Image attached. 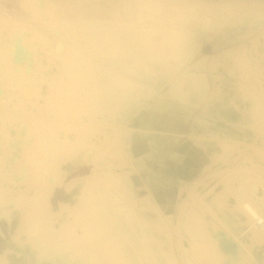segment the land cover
Returning <instances> with one entry per match:
<instances>
[{"label": "rangeland", "instance_id": "obj_1", "mask_svg": "<svg viewBox=\"0 0 264 264\" xmlns=\"http://www.w3.org/2000/svg\"><path fill=\"white\" fill-rule=\"evenodd\" d=\"M26 1L0 0V264H52L43 246L66 253L67 264H90V256L97 264H149V254L125 253L136 246V220L157 264H264V229L246 206L264 217V0H180L196 39L181 63L169 65L158 55L169 51L159 27L178 0L156 12L142 6L147 0H29L39 14ZM234 26L243 29L234 34ZM133 39L134 47L124 44ZM133 56L140 63L127 74L138 86L128 98L110 95L108 75ZM192 70L206 74L207 85L195 83ZM91 86L101 95L96 112L74 101ZM146 137L157 139L148 155L155 162L166 151L170 162L181 160L184 146L214 154L198 175L160 192L132 149ZM104 169L120 177L116 186L133 208L124 224L121 202L108 195L117 189L93 182ZM187 224L218 248L190 252ZM228 240L236 244L227 248Z\"/></svg>", "mask_w": 264, "mask_h": 264}, {"label": "bare ground", "instance_id": "obj_2", "mask_svg": "<svg viewBox=\"0 0 264 264\" xmlns=\"http://www.w3.org/2000/svg\"><path fill=\"white\" fill-rule=\"evenodd\" d=\"M41 1V0H40ZM90 1V0H89ZM34 3V2H33ZM33 3H31L29 0H27L26 1V6L32 11V12H34L35 14H39V10H38V8H37V6L35 5V4H33ZM36 3V2H35ZM162 4H165V0H147V1H145V3L144 4H142V6L148 11V12H156V11H158V10H160V8H161V6H162ZM171 4V6H172V9H171V16L169 17L170 19H169V23H167V24H164V25H162V26H160L159 28H160V31L162 32V33H164L165 34V36H164V38H163V40L165 39V37H166V44H165V48H168L169 49V51H159L158 52V55L160 56V60L163 62V64L164 65H169L171 62H177V63H181L182 62V60H184L183 58L185 57V53H186V51L189 49V46H191L193 43H194V41H195V39H196V35H195V32L194 31H192L191 29H189V26L186 24V20L187 19H190L191 18V16L189 15L190 13H189V7H187V2H185V1H180V0H178V1H173V2H171L170 3ZM193 9V8H192ZM165 10V9H164ZM231 10V9H230ZM232 10H234V8L232 9ZM45 11V10H44ZM44 11H42V12H44ZM49 12V11H48ZM41 13V12H40ZM46 12H44L43 14H45ZM138 13V12H137ZM140 13H142V12H140ZM207 13V12H206ZM228 13H230V12H228ZM235 13H238V12H235ZM234 13V14H235ZM233 14V13H232ZM50 15V14H49ZM167 15V14H166ZM39 16V15H38ZM116 16V15H115ZM237 16V15H236ZM46 17V16H45ZM231 17H233V16H231ZM230 17V18H231ZM42 18V17H41ZM46 18H50V16L49 17H46ZM55 18H57V17H54V19L53 18H51V20H55ZM143 18V17H142ZM147 19V18H146ZM50 20V19H49ZM58 19H56V21H57ZM228 20H230V19H228ZM66 21L67 22H69V19L67 18L66 19ZM89 21L92 23V24H94L95 26H97L98 24H97V21H94L93 19H89ZM101 21H103V20H101ZM115 21V20H114ZM152 21V20H151ZM160 21H161V19H160ZM58 22V21H57ZM50 23V22H49ZM59 23V22H58ZM117 23V22H116ZM136 23V22H135ZM82 24H83V22H82ZM112 24V23H111ZM150 24V23H149ZM226 24V23H225ZM54 25V24H53ZM60 25V24H59ZM147 25V24H146ZM83 26V25H82ZM117 26H118V24H117ZM148 26V25H147ZM147 26H145V24H143L142 23V27H146L147 28ZM151 26V25H150ZM54 27V26H53ZM56 27H58V26H56ZM61 27V26H60ZM60 27H58V28H60ZM68 27V26H67ZM73 27V26H72ZM102 27V26H101ZM58 28H55L54 30L56 31V29H58ZM69 28V27H68ZM61 29V28H60ZM73 29V28H72ZM243 29V27H238V26H234L232 29H231V32L232 33H234V34H237L239 31H241ZM58 31V30H57ZM108 33V32H107ZM138 34V33H137ZM143 34V33H142ZM161 35V34H160ZM144 37V36H143ZM156 37V36H155ZM168 37V38H167ZM23 38V39H22ZM21 39H19V38H17L16 40H15V44L16 43H18V41H21V40H23V41H25L26 39L24 38V37H22ZM147 38V37H146ZM19 39V40H18ZM150 39V38H149ZM148 39V40H149ZM157 39H158V34H157ZM154 41H155V38L153 39ZM153 40L151 39L150 41L151 42H149V45L151 46L152 45V47L154 46V44H153ZM223 40V38H220L219 37V42H223L222 41ZM119 41V40H118ZM161 40L159 39L158 40V42H160ZM162 42V41H161ZM165 42V41H164ZM113 43H115V41L113 42ZM113 43H110V44H112V46L114 45ZM155 43V42H154ZM94 44V43H93ZM121 44H123V43H118L117 45H120L121 46ZM125 45H127V46H135L136 44H135V42H134V39L131 41V40H128L127 42H125L124 43ZM157 44V43H156ZM96 45V44H95ZM159 45V44H158ZM19 46H21L20 45V42L18 43V47ZM24 46V45H23ZM26 46V45H25ZM142 46V45H141ZM14 47V46H13ZM157 47V46H156ZM161 47V46H160ZM96 49V48H95ZM153 49V48H152ZM167 49V50H168ZM160 50V49H159ZM21 51V50H20ZM15 52V51H14ZM144 52V51H143ZM22 53H23V47H22ZM25 54V53H24ZM149 53H147V55H148ZM150 55V54H149ZM122 57H123V55L119 52L118 54H117V61H119V62H122ZM19 58H21L20 56H18V58L17 59H19ZM33 58V57H32ZM82 58V57H81ZM80 58V59H81ZM174 59V61H172L173 59ZM69 59V58H68ZM140 58H137V57H135V56H133L132 57V61H131V63L129 62L128 64H126L125 63V65L127 66V67H124V66H120V68H119V70H116V71H112L109 75H108V81H107V83H106V89L108 90V92L110 93V95H113V96H121V97H126V98H128L129 97V89H131V88H136L137 86H138V83H136V82H138V81H136V79H134V78H132L131 76H129L128 74H135V73H132V67L133 66H135L136 68H137V66L139 65V63H140V60H139ZM21 60V59H20ZM71 60V59H70ZM200 60V59H199ZM16 61V60H15ZM198 61V60H197ZM17 62V61H16ZM26 63V62H25ZM83 63V62H82ZM11 64H14L12 61H11ZM18 64V63H17ZM23 64V63H22ZM86 64V63H85ZM205 64V63H204ZM25 65V64H24ZM23 66V65H22ZM46 66V65H45ZM146 66V65H145ZM13 67V66H12ZM16 68V67H15ZM27 68H29V67H26V69ZM58 68H59V66H58ZM148 68H149V66H148ZM166 68V67H165ZM16 69H18V67L16 68ZM167 69V68H166ZM173 69H176V67H173ZM152 70V69H151ZM165 70V69H164ZM188 70V69H187ZM186 70V71H187ZM193 71V70H192ZM16 72V71H15ZM19 72V71H18ZM18 72H16V74H18ZM138 72V71H137ZM136 72V73H137ZM164 72V71H163ZM183 72V71H182ZM194 72V71H193ZM20 73V72H19ZM89 73V72H88ZM128 73V74H127ZM175 73V72H174ZM173 73V74H174ZM187 73V72H186ZM194 73H196V75L194 76V78H195V83H201V84H205V85H207V81H206V74H204V73H202V72H199V73H197V72H194ZM76 74H78V73H76ZM181 74H184V73H181ZM35 75V74H34ZM155 75V74H154ZM53 76V75H52ZM177 76V75H176ZM32 78H33V76H31ZM38 77V76H37ZM72 78V77H71ZM70 78V79H71ZM172 78V77H171ZM35 80H36V75H35V78H34ZM34 79H32L31 81H33ZM38 79V78H37ZM75 81V80H74ZM67 84H68V81H67ZM91 84V83H90ZM96 84V83H95ZM30 88V87H29ZM86 88V87H85ZM99 88V87H98ZM190 88V87H189ZM187 89V88H186ZM27 91H28V89H27ZM70 92H68V94H69ZM73 94V93H72ZM72 94L70 95L71 97H72ZM67 95V94H66ZM115 100V99H114ZM75 103L76 104H82L83 102L85 103V104H88L89 106H90V109L92 110V111H94V112H96L97 110H98V106L100 107V103H101V95H100V93H98V90H97V88L95 87V86H91V88L89 89V90H87V92H86V95L85 96H78V97H76L75 98ZM98 103H99V105H98ZM40 108V107H39ZM76 108H77V106H76ZM84 108V107H83ZM90 110V111H91ZM99 110H100V108H99ZM73 111V110H72ZM71 112V111H70ZM78 115H79V113H78ZM111 115H112V113H111ZM68 123V122H67ZM91 123H93V122H91ZM95 123V122H94ZM97 123V122H96ZM74 124V123H73ZM46 125H47V123H46ZM51 125V122H50V124H49V126ZM72 125V124H71ZM77 125V124H76ZM75 125V126H76ZM82 125V124H81ZM48 126V125H47ZM64 126V125H63ZM94 126H96V125H94ZM93 126V127H94ZM52 127H53V124H52ZM93 127L92 126H87V127H84L83 128V131H91V130H93ZM48 128H51V127H48ZM50 130H52V129H50ZM53 131V130H52ZM80 131V130H79ZM82 131V130H81ZM9 132V131H8ZM54 132H56V131H54ZM76 132V131H75ZM77 134V133H76ZM75 136V135H74ZM77 136V135H76ZM75 136V137H76ZM79 136V135H78ZM77 136V137H78ZM58 137V136H57ZM76 137V138H77ZM82 138V137H81ZM223 139H225V138H223ZM227 139V138H226ZM81 140H84V139H81ZM92 140V139H91ZM63 141V140H62ZM64 141H66V140H64ZM72 141V140H71ZM73 141H75V140H73ZM78 141V139H76V141L75 142H77ZM85 142H86V140H84ZM83 141V142H84ZM74 142V145H77L76 143ZM82 142V143H83ZM94 141L92 140V142H91V144L93 143ZM228 142V141H227ZM236 142V141H235ZM70 144H72V142L70 143ZM79 144H81L80 143V141H79ZM98 144V143H97ZM226 144H229V143H226ZM83 145V144H82ZM85 145V144H84ZM82 146V147H84V148H86V149H90V148H88L86 145V147L85 146ZM229 145H231V144H229ZM71 146V145H70ZM79 146V145H78ZM95 146H96V148H95ZM74 147V146H73ZM72 147V148H73ZM90 147V146H89ZM91 147H93V146H91ZM216 148V146L213 144L210 148ZM227 147V146H226ZM229 147V146H228ZM227 147V148H228ZM94 148L97 150V148H98V146L95 144L94 145ZM230 148V147H229ZM80 149H81V147H80ZM95 149H94V151H95ZM76 150H77V147H76ZM75 150V151H76ZM90 152V151H89ZM95 153V152H94ZM97 153V156L98 157H101L102 156V154H101V152L99 151V149H98V151L96 152ZM96 153H95V155H96ZM29 154H31V153H29ZM93 157V156H92ZM95 157V156H94ZM93 157V158H94ZM97 158V157H96ZM105 170V169H104ZM102 171V170H101ZM97 173V172H96ZM99 174V173H98ZM236 176V175H235ZM93 182L95 183H97V182H99V179H100V182L102 181L101 179L103 178V180H105L106 181V185L107 186H111V187H113V188H116L117 189V191H111L108 195L112 198V200H118V201H120L121 203L118 205L119 207H117V209H121L122 211H123V215H121V217H120V221H121V224H124L125 223V220H127V219H130V218H133V216H132V209H131V207H129L128 206V204H127V202L126 201H124V195H120L121 194V190H120V188L119 187H117L116 186V184L118 185V183H119V180H120V177L119 176H117L113 171H111V170H105V172H104V174H102V176H99V175H96L95 174V172L93 173ZM91 182V181H90ZM252 183V182H251ZM91 184V183H90ZM92 185V184H91ZM90 185V186H91ZM103 189V188H102ZM118 189H119V191H118ZM104 190V189H103ZM109 190V189H108ZM106 192H107V190H106ZM97 193V192H96ZM96 193H95V195H96ZM105 193V192H104ZM104 193H101L102 195L104 194ZM89 194V193H88ZM94 195V196H95ZM105 196V195H104ZM14 197V196H13ZM12 197V198H13ZM96 197V196H95ZM99 197V196H98ZM102 197V196H101ZM16 198H18V197H16ZM15 198H13L12 200H14ZM34 199V198H33ZM2 201V200H1ZM0 201V202H1ZM4 201V200H3ZM15 201H16V199H15ZM96 201V200H95ZM35 202V201H34ZM99 202V201H98ZM2 204V203H1ZM6 205V203H4V205H2V206H5ZM101 205V204H100ZM96 206V205H95ZM117 206V205H116ZM251 211H252V213H253V215H255V220L253 221L254 222V225L257 227V228H259V229H264V217L263 216H261L260 214H258L255 210H254V208L251 206V205H246ZM100 207V206H99ZM42 209V208H41ZM104 209V208H103ZM10 210V206H6L5 207V210H3V211H5V212H8ZM105 210V209H104ZM249 210V211H250ZM28 211V210H27ZM39 211V210H38ZM42 211V210H41ZM250 211V212H251ZM4 212V213H5ZM43 212V211H42ZM39 213V212H38ZM260 213V212H259ZM38 216V215H37ZM250 217V216H249ZM31 218V221L32 222H35L34 221V217L33 216H31L30 217ZM29 218V219H30ZM41 218V217H40ZM28 219V220H29ZM250 219V218H249ZM103 220V219H102ZM30 221V222H31ZM252 222V219H251V223H253ZM43 223V222H42ZM137 220H136V222L135 221H133V225H134V227H135V236H136V246H135V248H133V247H126V249H125V253H126V255H128V256H137L138 258H139V255H146V254H149L150 256L148 257V263L149 264H157L155 261H154V258L152 257V249L148 246V243L146 242V237H145V231L144 230H141L140 229V227L137 225ZM38 224V223H37ZM44 225V224H43ZM37 226V225H36ZM187 226H188V229H189V231L191 232V234L194 236V238L191 240V245H190V247H188L189 249H190V252H191V250H192V252H197V253H199V254H201V255H204V256H208V253L210 252V251H212L213 250V252H214V249H212V248H214L215 247V244H214V246H213V241L210 239V238H208V236L205 234V232L204 231H202V234H201V238H199V239H197V238H195V235H194V232H193V227H190L188 224H187ZM254 227V226H253ZM256 227H255V229H256ZM44 229V228H43ZM92 229V228H91ZM53 230V229H52ZM55 230V229H54ZM258 230V229H257ZM257 230H255V232H258ZM99 231V230H98ZM55 232V231H54ZM92 232H93V229H92ZM98 233V232H97ZM221 233V232H220ZM224 233V232H223ZM222 233V234H223ZM259 233H260V235L262 236V235H264V234H261V233H263V232H261V231H259ZM1 234V233H0ZM60 234V233H59ZM107 236L108 235H110V233L108 232V233H105ZM256 234V233H255ZM258 234V233H257ZM96 234H93V236H95ZM98 236V235H97ZM260 236V237H261ZM124 237H126V234H124V233H122L121 235H119V238H124ZM221 237H222V235H221ZM138 238H143L145 241H143L142 243H144L143 244V246H140V242H141V240H139ZM262 238H264L263 236H262ZM11 239V238H10ZM2 239L0 238V241H1ZM220 240V238L218 239V241ZM224 241H226L225 239H224ZM230 240H228L227 241V243H226V247L228 248V246L229 245H234V243L236 244V241H234V240H231L230 242H229ZM46 242V241H45ZM146 242V243H145ZM217 242V240L215 241V243ZM44 243V242H43ZM43 243L41 242V244H42V246H43ZM47 243V242H46ZM224 243V242H223ZM219 244V243H218ZM219 246V245H218ZM218 246H216L217 248H218ZM39 247V246H38ZM216 247H215V249H216ZM220 247H221V244H220ZM232 247V246H231ZM220 249H222V248H220ZM218 250V249H217ZM229 250H232L231 248H229ZM222 251V250H221ZM221 251H219L220 253H221ZM42 256H43V260L44 261H51V263L52 264H67V263H65L66 262V253H62V252H58L57 250H53V249H47V248H45L44 246L42 247ZM257 252H259V251H257ZM256 252V253H257ZM225 253V252H224ZM228 253H230V252H228ZM160 254H161V256H163V257H165V256H168V254H167V252H165V251H161L160 252ZM215 254V253H214ZM264 254V253H263ZM221 255V254H220ZM219 255V256H220ZM230 255H231V253H230ZM237 255V254H236ZM258 255V254H257ZM213 256V255H212ZM216 256V255H215ZM261 256H262V254H261ZM22 257H23V255H22ZM22 257H20V256H18V255H16L15 256V260H20V259H22ZM223 257V256H222ZM221 257V258H222ZM233 256H231V258H232ZM3 258V257H2ZM219 258V257H218ZM258 258V257H257ZM89 259L91 260V262H90V264H97V262L94 260V257H89ZM163 259V258H162ZM220 259V258H219ZM233 259H234V257H233ZM139 260H140V258H139ZM217 260V259H216ZM162 260H160V262H161ZM219 261V260H218ZM170 262H171V264H174L171 260H170ZM216 262V261H215ZM236 262V261H235ZM218 264H220V262H217Z\"/></svg>", "mask_w": 264, "mask_h": 264}, {"label": "crops", "instance_id": "obj_3", "mask_svg": "<svg viewBox=\"0 0 264 264\" xmlns=\"http://www.w3.org/2000/svg\"><path fill=\"white\" fill-rule=\"evenodd\" d=\"M193 115L191 116L192 118L194 117ZM156 141L157 139L153 137L140 138L133 143L132 149L136 157L144 158L143 169L155 180V185L160 192L171 188L168 184H174L176 188L182 181L192 179L198 175L204 166L211 163V157L214 154L208 150L204 152L205 155H201L202 152L199 151L200 149L196 145L191 148L184 146L180 150L183 152H179L183 156L181 160L170 162L167 159L171 158L170 152L166 151L163 154L165 156L164 161L155 162L153 157L148 155L154 153L152 150L158 146L155 143ZM173 169L175 170L174 172H172Z\"/></svg>", "mask_w": 264, "mask_h": 264}]
</instances>
